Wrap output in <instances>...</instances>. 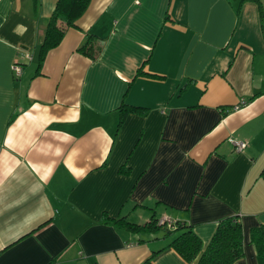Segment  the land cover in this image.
Returning <instances> with one entry per match:
<instances>
[{
	"label": "crops",
	"instance_id": "crops-1",
	"mask_svg": "<svg viewBox=\"0 0 264 264\" xmlns=\"http://www.w3.org/2000/svg\"><path fill=\"white\" fill-rule=\"evenodd\" d=\"M56 1L0 0V264H194L168 224L236 215L264 264V0H90L36 73Z\"/></svg>",
	"mask_w": 264,
	"mask_h": 264
},
{
	"label": "trees",
	"instance_id": "trees-1",
	"mask_svg": "<svg viewBox=\"0 0 264 264\" xmlns=\"http://www.w3.org/2000/svg\"><path fill=\"white\" fill-rule=\"evenodd\" d=\"M89 2L90 0L56 1L53 11L47 20L42 40L37 48L36 73H38L45 53L59 44L64 28L74 27L75 21L84 13ZM60 26L62 27L60 28ZM91 38V35L86 36L84 43L77 52L92 59L96 57L97 51L92 47ZM251 99H248L246 102H249ZM118 112L117 129L120 128L128 113L145 114L144 109L125 105H121ZM104 220L129 232H138L146 228H153L154 231L157 227L163 228L165 225V223L160 224L158 221L153 220L152 222L150 221L146 228H140L126 222L123 218H105ZM164 237L168 239L166 248L173 250L186 263L233 264L243 255L244 235L237 215L225 217L217 222L203 250H201V242L193 232V226L189 224L180 222L169 223L167 229H165ZM249 242L253 245L256 254L264 259V224L258 225L249 231ZM155 254L153 252L140 264H152V258Z\"/></svg>",
	"mask_w": 264,
	"mask_h": 264
},
{
	"label": "built area",
	"instance_id": "built-area-1",
	"mask_svg": "<svg viewBox=\"0 0 264 264\" xmlns=\"http://www.w3.org/2000/svg\"><path fill=\"white\" fill-rule=\"evenodd\" d=\"M14 71L17 73L18 69L16 66H13ZM230 145L233 147L234 152H241L244 148H245V144L242 142H237V141H233L230 140L229 141ZM160 224H163V221H159Z\"/></svg>",
	"mask_w": 264,
	"mask_h": 264
}]
</instances>
